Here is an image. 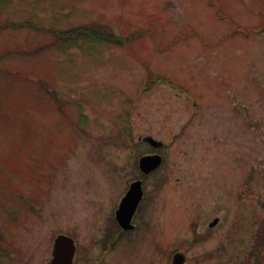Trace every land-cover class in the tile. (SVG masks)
<instances>
[{"label":"rangeland","instance_id":"obj_1","mask_svg":"<svg viewBox=\"0 0 264 264\" xmlns=\"http://www.w3.org/2000/svg\"><path fill=\"white\" fill-rule=\"evenodd\" d=\"M262 2L0 0V23L34 24L0 29V264H47L57 233L73 264H170L197 234L188 264H264ZM82 25L136 36L48 31ZM144 137L162 164L104 250Z\"/></svg>","mask_w":264,"mask_h":264},{"label":"water","instance_id":"obj_2","mask_svg":"<svg viewBox=\"0 0 264 264\" xmlns=\"http://www.w3.org/2000/svg\"><path fill=\"white\" fill-rule=\"evenodd\" d=\"M152 144H156L151 141ZM161 162L159 155L142 156L139 160V167L144 173L154 170ZM142 196L141 182L139 180L131 183L126 195L122 198L120 205L116 211V219L119 224L129 229L133 226L130 224L131 217L136 209L138 202ZM74 242L72 238L65 235H58L54 241L53 258L48 264H71L74 255ZM184 256L176 253L173 257L174 264H182Z\"/></svg>","mask_w":264,"mask_h":264},{"label":"trees","instance_id":"obj_3","mask_svg":"<svg viewBox=\"0 0 264 264\" xmlns=\"http://www.w3.org/2000/svg\"><path fill=\"white\" fill-rule=\"evenodd\" d=\"M219 15H220V13H219ZM24 25L34 26L33 23L27 22V21H23V22H19V23H15L14 21H12V22L7 21L3 24L0 23V29L1 28H8V27L9 28H18V27H23ZM48 31L53 36L60 38L64 41H72V40H74L78 37H81V36H91V37L100 38V39H103L106 41H111V42H114V43L120 44V45L126 44L128 40L130 41V39H132L136 36V35H134L132 37L121 38V37L116 36L112 33H109V32L103 31V30H99L97 28H93L92 26H81L78 29H70V31H65V32L57 31L55 29H49ZM46 89H47L46 92L50 95L51 99L54 102L59 101V98L57 97V95L55 93L52 92V90H49L47 88V86H46ZM0 236L3 238V235L1 233H0ZM257 236H260L262 247H263L264 246V220L262 222V225L260 227L259 232L257 233Z\"/></svg>","mask_w":264,"mask_h":264},{"label":"flooded vegetation","instance_id":"obj_4","mask_svg":"<svg viewBox=\"0 0 264 264\" xmlns=\"http://www.w3.org/2000/svg\"><path fill=\"white\" fill-rule=\"evenodd\" d=\"M264 6V4H263V2H262V4H261V8ZM263 10H264V7H263ZM264 18V17H263ZM144 141H146L147 143H149L148 142V140L146 139V137H144V139H143ZM154 152H156L155 150H153V151H151V152H149V153H154ZM144 187V186H143ZM144 189V188H143ZM144 192H145V190H144ZM209 226L211 227V225H210V223H209ZM107 240H110V238L109 237H107Z\"/></svg>","mask_w":264,"mask_h":264}]
</instances>
